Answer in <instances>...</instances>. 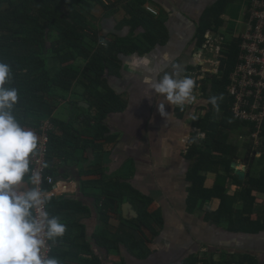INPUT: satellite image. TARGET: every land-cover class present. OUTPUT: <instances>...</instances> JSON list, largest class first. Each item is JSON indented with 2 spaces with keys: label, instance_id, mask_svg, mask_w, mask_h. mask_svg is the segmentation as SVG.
I'll use <instances>...</instances> for the list:
<instances>
[{
  "label": "crops",
  "instance_id": "1",
  "mask_svg": "<svg viewBox=\"0 0 264 264\" xmlns=\"http://www.w3.org/2000/svg\"><path fill=\"white\" fill-rule=\"evenodd\" d=\"M217 1H148L145 5H151L159 12V16L156 17L164 22L170 39L166 46L154 48L143 55L123 56L118 74L108 77L110 88L125 102L124 111L109 115L105 122L110 135L115 137L114 146L111 147V143L107 144L101 151L87 144L83 147L86 141L81 144L66 143L67 148L74 150L67 162L61 160L54 168L56 171L52 175L56 179V195L52 197L55 204L53 203L49 216L59 217L60 222L66 225L63 237L66 235L73 237L74 246L66 245L59 248L63 253L74 255V259L77 260L68 264H80L79 261L93 259L100 261V264H192L194 259L195 264L199 261L214 264L210 259L220 264L230 262L236 264L233 258L245 254L254 255L261 264H264V235L230 232L228 221L217 224L205 220L207 213H216L220 209L222 203L219 198L204 201L200 203L202 205L200 210L190 211L188 200L191 184L188 181V174L195 161L191 160L188 154L194 139L204 141L203 135L194 134L195 127L192 125L190 115L195 109L166 104L165 111L168 115L162 117L163 113L160 115L158 106L165 103L163 97L151 95L148 86L143 82L145 76H152L158 80L165 73L171 74L174 71L173 64L180 66V74L186 72L193 59L203 51L197 48L196 40L201 18L207 8ZM243 2L244 7L241 10L243 20L236 22V28L244 32L246 3L244 0ZM129 12L128 3L124 2L116 8V12L100 14L102 34L115 40L126 39L131 31L126 24L130 20ZM222 20L228 22L230 19L224 14ZM228 30L235 35L231 37L226 34ZM242 33L221 25L218 34L226 38L227 42L233 43ZM165 54L170 58L168 62L163 60ZM141 58L150 61L149 67L145 68L143 65L131 67L133 59ZM153 68H157L158 73L154 74ZM108 74L107 72L106 75ZM72 102H77L79 106L85 101L69 96L50 118L61 121L74 120L77 121V127L82 128L85 116L79 119L82 111L73 110L70 106ZM182 110L187 112L185 116L181 113ZM45 120L47 119L41 122ZM243 128V132L236 131L229 139L231 145L238 148L237 156L231 163V167L234 168L232 175L235 178L233 176L230 178L225 164L212 166L209 156L202 157L205 160L203 167L211 168L206 174L204 189L213 190L219 179L225 178L226 189L229 195L234 196L240 191V182L245 183L252 173L260 174L264 170V153H257V160L255 157H248L250 152L247 145L251 140L249 136L242 134L249 131L247 127ZM32 131L36 133L39 142L42 130ZM61 137L60 133L57 138ZM251 144L252 149L260 147L254 142ZM208 149L211 150L209 147ZM206 152L219 157V154L207 150ZM60 154L66 156L65 151ZM53 164L49 167L53 168ZM238 171L243 176H239ZM88 173L107 174L119 179L120 184L130 185L140 197L135 202L121 201L117 218L109 219L110 223H107L106 215L103 216L104 211H101L106 194L104 195L100 184L93 182L96 178ZM32 187L29 177H25L21 190L26 191ZM258 199L259 202L254 208L255 217L263 213L264 207V195L259 194ZM233 209L241 212L243 203L236 202ZM140 212L146 214L150 225L155 229L156 234L153 236L149 229L140 226L138 221ZM141 234L148 236V240H143L142 244H135V241H142ZM106 235L110 237L109 243L118 242L115 248L106 249L100 246L98 239L102 240V244H106ZM129 235L135 241L129 238ZM203 247H209L211 251L203 252ZM216 250L217 253L213 252ZM221 252L228 255L223 256ZM201 256L203 258H200Z\"/></svg>",
  "mask_w": 264,
  "mask_h": 264
},
{
  "label": "trees",
  "instance_id": "2",
  "mask_svg": "<svg viewBox=\"0 0 264 264\" xmlns=\"http://www.w3.org/2000/svg\"><path fill=\"white\" fill-rule=\"evenodd\" d=\"M148 1L151 2V0H0V5L8 6L5 9L0 8V61L7 63L11 69L12 81L6 86L17 89L18 102L14 106L13 115L20 125L39 132L43 122L41 120L51 119L53 112L66 102L69 96L77 97L90 105L89 109H84L79 107L77 102L70 104L73 110L82 111L79 119L85 116L82 128H78L77 121L74 120H50L54 128L49 134L47 176L53 177L58 162L61 160L67 162L71 157L74 149L67 148V142L81 144L86 141L83 147L87 144L101 151L107 144L111 143V147L114 146L115 137L110 135L105 122L109 115L124 111L125 102L110 88L108 77L118 74L123 56L143 55L154 48L166 46L170 39L164 22L145 8ZM124 2L128 3L130 9V20L126 22L131 28L130 35L124 40L104 36L100 14L116 12V8ZM228 2L229 0H218L208 7L202 16L196 34L199 50L208 40L206 36L208 31L219 33ZM229 43L221 49L217 75L199 80L194 72L202 67L195 66L193 62L186 72L181 74V77L196 79L192 93L194 99L190 103L197 109H201V105L204 110L208 108L200 117L194 115L190 118L192 125L202 134H206V139L204 141L194 139L188 154V157L195 161L188 174V181L191 184L189 208L195 212L202 208L200 203L219 198L222 203L220 209L216 213H207L205 220L217 224L228 221L230 232L263 236L264 207L263 213L257 217L254 216V208L259 202L258 195H264V170L260 174L252 173L245 183L240 182V191L234 196L229 195L225 178H220L213 190L204 189L205 177L211 168L203 167L205 160L202 157L209 156L212 166L225 164L226 172L233 178L234 168L231 167V163L237 156L238 148L231 145L229 139L236 131L243 132V127L246 126L233 118L231 113L233 100L227 92L230 75L239 64L241 40ZM221 96L223 99L217 101L218 106L209 102L211 97ZM196 103L198 106H195ZM185 108L193 110L192 106ZM181 113L183 116L186 114L183 110ZM60 133L62 137L57 138ZM242 134L249 136L251 140L250 131ZM260 141L261 146L252 149L251 140L247 145L250 152L248 155L264 153V130ZM206 150L219 154V157L207 153ZM62 151L66 152V156L60 154ZM52 163L53 168L49 167ZM30 174L31 171L26 177H30ZM88 174L96 178L93 182L100 184L104 195L106 194L101 211H104L103 216L106 215L107 223H110L109 219L117 218L121 201L135 202L140 197L130 185L120 184L119 179L107 174ZM236 202L243 203V209L239 213L233 209ZM53 203L55 204L53 198L47 202L49 215ZM148 219L145 213L140 212L138 218L140 226L149 229L153 236L156 232ZM141 235L142 241L139 242L131 235L129 238L134 240L135 244H142L143 240H148V236ZM109 238L106 235V244H102V240L98 239L100 246L106 249L115 248L118 242L109 243ZM51 242L54 244L51 257L58 259L59 264L77 261L74 255L63 253L59 249L60 246H74L73 237L66 235ZM233 259L236 264H261L252 254L236 256ZM210 261L220 264L215 263L213 259ZM79 263L100 264V261L82 260ZM195 263L196 259L192 264Z\"/></svg>",
  "mask_w": 264,
  "mask_h": 264
},
{
  "label": "clouds",
  "instance_id": "3",
  "mask_svg": "<svg viewBox=\"0 0 264 264\" xmlns=\"http://www.w3.org/2000/svg\"><path fill=\"white\" fill-rule=\"evenodd\" d=\"M169 59L165 54L164 62ZM141 65L147 68L150 61L141 58L131 62L133 68ZM172 68L174 71L171 74L165 73L158 80L145 76L143 81L151 95L163 97L165 103L158 106L162 117L168 115L166 104L182 106L194 99V80L188 76L181 77L179 65L173 64ZM158 71L157 68L152 69L154 74ZM11 81L10 66L0 61V264H59L55 257H45L42 250L46 240L55 242L64 236L66 225L60 222L59 217H50L49 212L43 211L46 196L39 187L21 190L26 175L32 172L30 156L36 154L38 137L34 131L22 127L13 115L18 92L16 88L6 86ZM219 99L223 97H211L209 102L218 106ZM244 127L251 130L250 126ZM194 134L203 135L197 128ZM203 139H206V134ZM29 180L32 186L39 185V173L30 174ZM34 210L39 213L38 217L34 215Z\"/></svg>",
  "mask_w": 264,
  "mask_h": 264
},
{
  "label": "built area",
  "instance_id": "4",
  "mask_svg": "<svg viewBox=\"0 0 264 264\" xmlns=\"http://www.w3.org/2000/svg\"><path fill=\"white\" fill-rule=\"evenodd\" d=\"M247 1L248 4L245 8L246 13L244 20L245 31L237 38L241 40L239 64L230 75V83L227 86V92L229 97L233 100L231 107L233 118L250 126V132L252 133L251 140L257 146H261L260 140L264 130V0ZM146 9L155 16L159 14L149 5L146 6ZM228 34L231 37L235 35H233L232 32ZM206 36L208 40L203 45V51L201 52H209L212 60L219 61L222 48L220 46V51L217 52L214 41L218 39L224 44L227 42V39L222 36L220 37L219 34L212 33V31H208ZM205 53L204 56L198 55L196 59L198 63L195 64V66L200 65L202 67L194 72L199 80L205 79V75L208 73V71L204 69V64L206 63ZM218 73L219 70L214 74L217 75ZM192 74L193 72L190 73V75ZM192 79L195 80V78ZM53 128L54 126L49 119L43 121L41 126L42 136L38 142V149L35 155L30 156L31 174L33 172H38L40 175V184L33 185V187H39L45 194L46 203L43 206V211L47 212V214V200L56 195L55 178L46 176L49 134L52 132ZM203 136L205 137V134H203ZM47 185L49 188H46ZM34 215L38 217L39 213L34 210ZM53 248L54 244L46 240V246L42 250V254L45 257H51ZM202 251L209 253L211 249L209 247H203ZM213 252L217 253V250ZM226 255L228 254L226 253ZM200 258H203V256ZM197 264L204 263L199 261Z\"/></svg>",
  "mask_w": 264,
  "mask_h": 264
},
{
  "label": "rangeland",
  "instance_id": "5",
  "mask_svg": "<svg viewBox=\"0 0 264 264\" xmlns=\"http://www.w3.org/2000/svg\"><path fill=\"white\" fill-rule=\"evenodd\" d=\"M244 1H245V3H246V6H247L248 1H247V0H244ZM243 7H244V2H243V0H229V2H228V4H227V7H226L225 15H226V17H228L230 20L228 21L229 23H228V22H223L222 26H223L224 28H231V29H233L234 31H238L239 33H242L243 30L239 29L238 27L236 28V26H237L236 22L239 21L240 19H241V21L243 20L242 15H241V13H242L241 10L243 9ZM0 8L5 9V8H8V6L5 5V4H1V5H0ZM225 19H226V18H225ZM211 31H212V33H215L213 30H211ZM218 32H219V30H218ZM230 32H231V30H228V31H226V34H227V33H230ZM214 38H215V37H214ZM214 42H215V47H216V51H217V52L220 51V46H221V48H222L224 45L230 44L229 42H225L224 44H222L223 42H222V41H219L218 39H216V41H214ZM221 44H222V45H221ZM201 56H204V52L201 53ZM205 58H206V59H205L206 63L204 64V69H205L206 71H208V73L205 75V78L207 77V79H210V78L212 77V75H216V74H214V73H217V70H219L218 68H220V64H219V61H217V60H212L211 54H210L209 52H206V53H205ZM192 62H194L195 64H197V63H198V60L193 59ZM218 65H219V66H218ZM191 73H192V71H191ZM193 80H194V79H193ZM194 81H196V79H195ZM193 90H194V89H193ZM195 94H196V93H195ZM202 101H203V100H202ZM198 103H199V101H198ZM198 103H196L195 106H198ZM200 103H201V101H200ZM179 106H180V105H179ZM188 106H189V107L192 106V108L195 109V110H194V113H193V112L191 113L190 118L193 117L194 115L197 116V117H200V116H201V113H202L203 111H208V108L204 110V109L202 108V105H201V109H197V108H195L194 105H192V104L190 103V101H189V102H186L184 105H182V106H180V107L184 108V107H188ZM205 107H207V104H206ZM215 109H216V108H215ZM215 109H214V110H215ZM186 114H187V112H186ZM191 122H192V120H191ZM254 154H255V153H252V154L248 155V157H250V158L255 157ZM255 155H256V154H255ZM256 157H258V156H256ZM256 157H255V159H256ZM256 160H257V159H256ZM221 253H222L223 256L226 255V253H224V252H221Z\"/></svg>",
  "mask_w": 264,
  "mask_h": 264
},
{
  "label": "water",
  "instance_id": "6",
  "mask_svg": "<svg viewBox=\"0 0 264 264\" xmlns=\"http://www.w3.org/2000/svg\"><path fill=\"white\" fill-rule=\"evenodd\" d=\"M79 106H80V107H83V108H86V109H89V108H90V105H89L88 103H85V102H81V103L79 104ZM237 174H238L239 176H243L242 173H241L240 171H238Z\"/></svg>",
  "mask_w": 264,
  "mask_h": 264
}]
</instances>
